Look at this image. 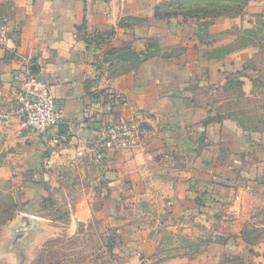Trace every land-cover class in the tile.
<instances>
[{
	"label": "crops",
	"instance_id": "obj_1",
	"mask_svg": "<svg viewBox=\"0 0 264 264\" xmlns=\"http://www.w3.org/2000/svg\"><path fill=\"white\" fill-rule=\"evenodd\" d=\"M224 9L234 11V1L0 0L9 29L0 48V179L22 206L0 224L1 253L55 264L57 239L81 234L96 215L117 238L115 260L101 264H264V238L255 237L264 227L243 236L256 215L245 205L257 197L264 208L262 144L227 109L229 91L250 80L242 64L254 48L223 49L221 39L263 14L264 0H246L239 14ZM29 74L49 81L66 127L22 128L13 94ZM106 93L118 96L113 106L102 103ZM120 117L139 123L137 143L106 150L97 128ZM235 202L229 215L224 207ZM156 209V222L143 225ZM165 232L194 237L199 252L166 257L175 244H161Z\"/></svg>",
	"mask_w": 264,
	"mask_h": 264
},
{
	"label": "rangeland",
	"instance_id": "obj_2",
	"mask_svg": "<svg viewBox=\"0 0 264 264\" xmlns=\"http://www.w3.org/2000/svg\"><path fill=\"white\" fill-rule=\"evenodd\" d=\"M238 3L242 6L241 0ZM245 25H241L240 27L235 26L221 38L224 41L223 45L225 48L223 49L240 48V50H243L248 47L254 48L250 50L248 57L242 64L243 70H251L250 77L246 74L248 76H246L247 79L249 78L250 80H240L239 85L237 84L238 86L233 87L232 92L229 91L232 94L233 100L228 101L227 109L228 113L233 114L237 118V122L242 128L249 132H257L255 141L258 140L262 144V147H255L256 158L262 161L264 159V13L256 14L251 18L247 17ZM244 56L247 55L245 54ZM6 181L0 179V224L8 219V215L13 210L22 208L21 201L16 200V202H13L12 199L18 198L17 192L11 189L10 184L7 185ZM8 190L10 192H6ZM254 201L256 202L255 207H252V204L248 203L245 205V209L252 208L253 210L250 213L253 212L256 215L253 214V218H245L243 226L244 237L251 236V234L248 235V232L244 231L248 230L249 225L259 229L264 227V208L261 205L262 202L257 197ZM60 208L63 209L64 207L61 205ZM224 209H226L229 215H232V213L235 215L234 213L240 209V205L238 202H235L227 206L225 205ZM149 210L151 211V209ZM133 212L130 214L131 219L133 218L132 222L137 223L139 216L135 211ZM157 213V209L151 212L148 218L141 220L142 224L151 226L157 220ZM153 215H155V218H153ZM61 220L64 221V219ZM224 221L228 222L229 225H235L233 222L235 219L231 216L225 215ZM80 225L81 234L69 237V240L65 238L57 239L63 250L53 253L54 256L61 254L60 260H57L55 264H101L107 261L109 257L114 261L116 257L114 247L117 245V238L113 234L108 233L109 231H104L103 220L93 215L91 218H88L87 222L80 223ZM150 235L148 237L151 238L152 236ZM255 237L264 238V234H255ZM196 240L194 237L188 239L183 236H172L165 232L160 235L159 241L163 245L165 243L169 245L170 242L175 244V246L171 245V249L163 250L166 257L168 256L170 259L182 257L183 259L199 252V249L195 247L197 245ZM183 244L189 245L190 249L182 248ZM260 247L258 249L260 250V254H262L261 259L264 262V248L261 247L262 249H260ZM13 257L15 259L9 258L0 251V264H23L26 259L25 252H21V254ZM36 264L42 263L37 262Z\"/></svg>",
	"mask_w": 264,
	"mask_h": 264
},
{
	"label": "built area",
	"instance_id": "obj_3",
	"mask_svg": "<svg viewBox=\"0 0 264 264\" xmlns=\"http://www.w3.org/2000/svg\"><path fill=\"white\" fill-rule=\"evenodd\" d=\"M8 35L7 25L0 21V48L7 45ZM21 83L22 86L13 94L16 104L13 114L20 117L22 128L30 134L49 133L63 121L61 111L50 94L49 81L29 74L23 77ZM114 96L118 98L117 95ZM11 114L4 113L1 117L7 120ZM139 132L140 125L134 118L120 117L114 122L100 123L96 141L106 150L118 151L135 145ZM68 139L67 136L61 137L58 143H65Z\"/></svg>",
	"mask_w": 264,
	"mask_h": 264
},
{
	"label": "trees",
	"instance_id": "obj_4",
	"mask_svg": "<svg viewBox=\"0 0 264 264\" xmlns=\"http://www.w3.org/2000/svg\"><path fill=\"white\" fill-rule=\"evenodd\" d=\"M225 1H228V0H225ZM230 1H234V6L236 7V9H234V11H231V10H228V9H224V12H230V13L234 12V13H238V14L243 12V6H244L246 0H241L242 1V6L239 5V3H238L239 0H230ZM103 96L105 98L102 101V103L105 104V102H108L111 106L114 105V96L112 94L106 93ZM69 140L70 139H68L65 143H61L60 142V143H58V145H60V144H67L69 142Z\"/></svg>",
	"mask_w": 264,
	"mask_h": 264
},
{
	"label": "water",
	"instance_id": "obj_5",
	"mask_svg": "<svg viewBox=\"0 0 264 264\" xmlns=\"http://www.w3.org/2000/svg\"><path fill=\"white\" fill-rule=\"evenodd\" d=\"M61 126H62V127H66V126H67V124H66V123H62V122H61Z\"/></svg>",
	"mask_w": 264,
	"mask_h": 264
}]
</instances>
